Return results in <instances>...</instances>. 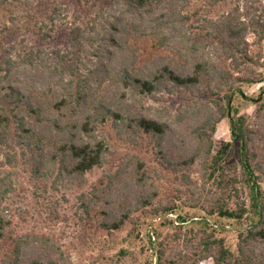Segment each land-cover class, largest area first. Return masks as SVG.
Instances as JSON below:
<instances>
[{
    "label": "trees",
    "instance_id": "obj_1",
    "mask_svg": "<svg viewBox=\"0 0 264 264\" xmlns=\"http://www.w3.org/2000/svg\"><path fill=\"white\" fill-rule=\"evenodd\" d=\"M194 2L205 7V0H0V264H70L54 232L18 228L16 217L28 216L13 198L25 181L45 193L61 191L59 180L65 189L81 186L95 168L106 170L78 197L81 240L94 205H103L98 230L107 232L139 212L185 222L169 216L185 202L163 198L157 182L166 178L191 207L202 197L207 203L203 235L191 255L180 253L181 263L192 256L193 264H264V86L258 98L243 89L264 82L262 53L251 50L264 42V16L254 0L215 20ZM142 43L156 54L146 58ZM238 98L256 105L253 116L240 114ZM226 118L231 139L216 148ZM111 130L130 146L117 167ZM197 166L205 185L196 188ZM49 179L50 188L39 183ZM118 183L131 188L123 208L109 198ZM228 225L236 227L234 248L223 235ZM165 253L158 250L156 264H181L163 261Z\"/></svg>",
    "mask_w": 264,
    "mask_h": 264
},
{
    "label": "rangeland",
    "instance_id": "obj_2",
    "mask_svg": "<svg viewBox=\"0 0 264 264\" xmlns=\"http://www.w3.org/2000/svg\"><path fill=\"white\" fill-rule=\"evenodd\" d=\"M195 1V0H194ZM254 7L257 8V15L264 16V0H254ZM243 0H227L225 3L218 5H209L208 0H205V7H201L202 4L194 2V8H203L205 10V17L209 19H216L219 16L227 14L232 8L238 4L243 5ZM193 8V10H194ZM250 42L253 41V37H249ZM144 48V55L146 58L156 54L151 44L145 45L142 43ZM253 52L262 53L261 62L262 65L259 69L264 73V42L261 44L253 45L251 47ZM143 51H141L142 53ZM140 53V52H139ZM141 56V55H140ZM263 83L245 85L243 87L247 96H253L258 98L261 94ZM236 107L239 108L240 114H248L253 116L256 110V105L251 101L243 98H238L235 102ZM110 137V155L114 161V167H117L126 156L127 150L130 146L121 140L114 130H111ZM215 147H219L223 142H227L231 139L230 133V122L229 119H223L218 125L216 134L214 136ZM146 141V140H145ZM144 141V142H145ZM143 142V143H144ZM132 147V146H131ZM153 163V162H152ZM111 165H108L107 169H113ZM152 167H157V164H152ZM105 168H95L88 172L86 175L85 182L75 183L70 185V189L62 187L65 183L63 180H59L62 185L61 191H55L50 193L44 192L43 189L46 186H40L36 189L35 186L29 185L25 181L24 185L19 184L18 196L13 198V208L16 212L20 211V208L26 212V219H21V213L19 217H16V223L20 230H28L36 226L41 227L44 231L54 232L60 239L63 251L70 258V264H156L158 250L164 248L166 251L163 261L166 259H175L180 262L179 255L188 252L191 255V249L195 242L200 239L203 232L200 229H205L202 224L205 221L204 206L207 205L205 197H202L198 206L191 207L194 201L191 200L190 196L184 194V192L178 193L176 185L169 183L166 178L159 180L157 184L161 185L162 196L164 199L179 197L180 202H185L182 208L174 213L172 218L177 220V217L185 218V222L181 223L182 219H178L180 224H169L166 221L160 222L151 217H143L139 213L133 215V220L127 222V224L121 229L114 232H107L99 229V222L102 220V213L97 211H103V205H94L96 212L90 215L91 220L87 226L86 234L87 238L81 240L79 232H85L82 229L81 216L82 209L80 208L81 203L78 199L82 192H91L94 185H99L100 179L103 178ZM115 171V170H114ZM169 177L174 178V174L167 172ZM20 179H24L21 178ZM173 180V179H172ZM191 180L193 187H202L205 185V179L203 177V171L198 166L191 173ZM40 184L48 185L53 180L40 181ZM37 184V182H36ZM188 186H185L183 190H186ZM171 191V192H170ZM209 191V185L206 186L204 193L207 194ZM131 188L125 184L118 183L112 191H110V201L115 202L114 206L123 208L125 205V197L130 194ZM58 202V206L54 204ZM54 212V217L46 219V212ZM42 215H46L42 216ZM175 222L176 224H178ZM210 223L216 222L215 218L209 219ZM59 225V227H58ZM55 226V227H54ZM53 227V228H51ZM227 231H224L223 235L227 238L228 244L234 248L236 242V227L228 225ZM153 230L156 231L155 238H152L151 233ZM122 248L126 249V254L121 253ZM193 257L191 256L186 262L181 264H193ZM199 264H214L212 259L201 260Z\"/></svg>",
    "mask_w": 264,
    "mask_h": 264
},
{
    "label": "built area",
    "instance_id": "obj_3",
    "mask_svg": "<svg viewBox=\"0 0 264 264\" xmlns=\"http://www.w3.org/2000/svg\"><path fill=\"white\" fill-rule=\"evenodd\" d=\"M169 216H170V217H173V216H174V214H170ZM153 238H155V236H153Z\"/></svg>",
    "mask_w": 264,
    "mask_h": 264
}]
</instances>
